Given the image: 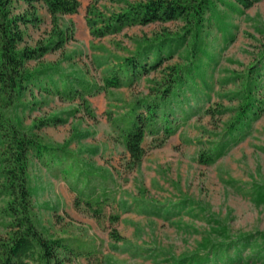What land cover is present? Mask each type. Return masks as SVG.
Listing matches in <instances>:
<instances>
[{
  "label": "rangeland",
  "instance_id": "obj_1",
  "mask_svg": "<svg viewBox=\"0 0 264 264\" xmlns=\"http://www.w3.org/2000/svg\"><path fill=\"white\" fill-rule=\"evenodd\" d=\"M79 2L78 12L59 17L56 27L45 6L34 4L38 22L23 28L27 46L48 41L54 27L71 38L39 62L30 61V69L54 65L66 75L102 87L107 70L132 57L146 40L182 31L181 21L156 22L92 38L86 22L92 0ZM120 5L102 0L97 9L106 15ZM27 9L23 1L14 2L15 13H26ZM218 17L225 32L211 21L201 34L206 54L198 55L197 63L207 85L199 93L200 101H191L195 113L165 141L162 134L147 135L145 154L137 165L129 161L110 117L117 119L137 99L151 95L168 67L184 66L189 43L132 84L85 96L92 115L85 113L79 99L62 100L35 88L27 93L23 101L26 108L16 115L22 127L32 130L44 144L67 152L76 175L88 173V183L97 188V193L106 189L108 196L96 217L77 200L78 190L89 192L86 177L73 188L75 191L70 190L63 176L30 159L29 177L38 221L48 234L69 239L84 253L77 258L70 256L69 264H175L180 258L205 254L206 247L229 244L224 258L232 259L230 264H264V112L213 164L199 163L201 155L213 151L224 139L225 127L241 104L246 76L264 53V0H256L248 9L240 7L239 12L219 4ZM68 27L72 33L66 31ZM52 118L59 122L36 127ZM75 176L69 179L70 185L77 181ZM4 234L0 224V236Z\"/></svg>",
  "mask_w": 264,
  "mask_h": 264
},
{
  "label": "trees",
  "instance_id": "obj_2",
  "mask_svg": "<svg viewBox=\"0 0 264 264\" xmlns=\"http://www.w3.org/2000/svg\"><path fill=\"white\" fill-rule=\"evenodd\" d=\"M18 1L27 5L26 13H15L14 2ZM101 1L92 0L87 8L86 22L92 38L100 39L118 34L126 27L156 22L181 21L182 31L174 35L164 33L153 40H146L132 57L124 58L121 64L107 70L102 87L91 86L76 76L66 75L54 65L28 67L30 61L39 62L44 55L63 47L66 40L71 38L55 29L56 22L61 16L76 14L80 8L79 0H0V199L3 200L0 224L5 230V234L0 236V264H69L72 256L77 258L84 254L79 246L73 247L69 239L48 234L38 221L29 177L31 158H35L52 174L56 172L63 176L70 190L76 189L86 177L85 187L89 192L78 190L77 200L84 202L94 216L100 215L103 200L108 197L106 189L97 193V188L88 183V173L76 175L77 171H73L68 162L67 152L44 144L32 130L22 127L16 115L19 109L26 108L23 101L27 93L35 88L62 100L79 99L85 113L92 115L85 96L91 97L108 88L132 84L138 77L159 68L189 43L184 66L168 67L167 74L161 83L152 88L151 95L137 99L128 112L117 119L110 117L113 128L120 132L129 161L137 165L144 157L143 142L147 135L162 134V141H165L195 113L191 101L198 103L201 98L199 93L207 85L201 74V65L197 63L198 55L206 54L201 47V34L206 23L211 21H216L225 32L218 17V5L239 12L240 7L248 9L256 2L231 0L233 3L230 5L225 0H144L135 3L111 0L121 5L118 10L105 15L97 9ZM36 3L45 6L55 26L54 35L44 43L29 47L24 42L23 28L38 22L34 15ZM67 30L68 33L73 31L70 27ZM246 79L240 94L241 104L236 109L234 119L225 127L224 139L213 151L199 157L201 165L213 164L226 148L237 143L250 122L264 112V53L257 66L250 69ZM58 122L54 118L47 119L36 127ZM74 176L77 181L71 182V186L69 179ZM112 218L113 221L118 220L117 217ZM113 234L111 232L112 237ZM114 238L117 239L116 236ZM229 245L206 247L204 249L208 250L205 254L195 253L178 259L175 264H216L217 261L230 264L233 260L224 258ZM105 264L110 263L106 261Z\"/></svg>",
  "mask_w": 264,
  "mask_h": 264
}]
</instances>
